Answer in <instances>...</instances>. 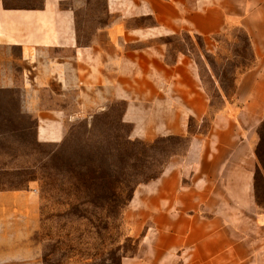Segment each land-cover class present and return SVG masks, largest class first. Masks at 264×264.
Returning a JSON list of instances; mask_svg holds the SVG:
<instances>
[{"label": "crops", "instance_id": "obj_1", "mask_svg": "<svg viewBox=\"0 0 264 264\" xmlns=\"http://www.w3.org/2000/svg\"><path fill=\"white\" fill-rule=\"evenodd\" d=\"M230 24L247 34L256 63L233 96L222 93L226 105L204 131L212 98L199 65L186 51L170 56L166 40L187 32L210 52ZM75 91L124 102L133 138L190 137L185 155L135 193L144 235L122 264H264V0H0V108H16L21 125L9 132L63 140Z\"/></svg>", "mask_w": 264, "mask_h": 264}, {"label": "rangeland", "instance_id": "obj_2", "mask_svg": "<svg viewBox=\"0 0 264 264\" xmlns=\"http://www.w3.org/2000/svg\"><path fill=\"white\" fill-rule=\"evenodd\" d=\"M166 41L170 56L186 51L199 65L212 98L203 128L208 131L226 105L222 93L233 96L256 63L249 38L230 24L210 39V52L204 38L187 32ZM11 71L21 80L17 67ZM81 96L75 91L70 131L56 143L9 132L21 128L18 110L0 108V264H122L144 235L135 225V193L187 152L190 137L133 138L132 125L122 121L124 102L100 104ZM19 191L27 193L16 200L6 194ZM10 238L16 244L8 245ZM13 253L18 259L12 261Z\"/></svg>", "mask_w": 264, "mask_h": 264}, {"label": "trees", "instance_id": "obj_3", "mask_svg": "<svg viewBox=\"0 0 264 264\" xmlns=\"http://www.w3.org/2000/svg\"><path fill=\"white\" fill-rule=\"evenodd\" d=\"M261 128L262 130H264V122L262 123ZM259 133H260L261 142L257 149V158L259 160L260 168H259V173L257 174L256 183H257V189L263 190L264 188V134L263 132H261V130L259 131Z\"/></svg>", "mask_w": 264, "mask_h": 264}]
</instances>
